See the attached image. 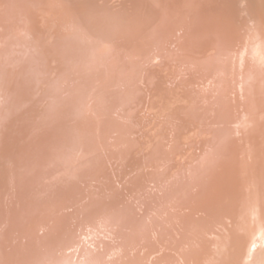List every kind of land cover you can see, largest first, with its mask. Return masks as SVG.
I'll return each instance as SVG.
<instances>
[{
	"label": "bare ground",
	"instance_id": "bare-ground-1",
	"mask_svg": "<svg viewBox=\"0 0 264 264\" xmlns=\"http://www.w3.org/2000/svg\"><path fill=\"white\" fill-rule=\"evenodd\" d=\"M262 241L264 0H0V264Z\"/></svg>",
	"mask_w": 264,
	"mask_h": 264
},
{
	"label": "rangeland",
	"instance_id": "rangeland-1",
	"mask_svg": "<svg viewBox=\"0 0 264 264\" xmlns=\"http://www.w3.org/2000/svg\"><path fill=\"white\" fill-rule=\"evenodd\" d=\"M48 7H46V6H44V7H42V9H43V11L45 12V13H48V14H50V16L51 15H54L55 14V12L53 11V9H50L49 10V8L47 9ZM52 12V13H51ZM44 16V17H43ZM42 17L45 19V15H42ZM53 20V21H52ZM51 21L52 22H54V21H56L55 19H52ZM51 33H53V31H51ZM251 248H253V246H251ZM264 241H262L261 242V244H260V249H258L256 252H255V256L257 257V259H258V263H256V264H264ZM259 255H258V254ZM260 256V257H259Z\"/></svg>",
	"mask_w": 264,
	"mask_h": 264
}]
</instances>
